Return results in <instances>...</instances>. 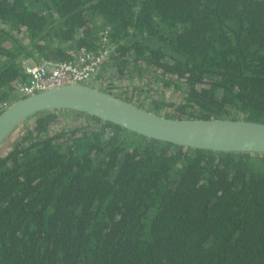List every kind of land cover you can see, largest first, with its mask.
Segmentation results:
<instances>
[{
    "label": "trees",
    "instance_id": "16d2710c",
    "mask_svg": "<svg viewBox=\"0 0 264 264\" xmlns=\"http://www.w3.org/2000/svg\"><path fill=\"white\" fill-rule=\"evenodd\" d=\"M82 46L110 48L119 73L143 61L183 77L174 117L264 121V0H0V112L25 95L26 64ZM62 115L86 121L48 133ZM22 124L0 148V264H264V152L71 108Z\"/></svg>",
    "mask_w": 264,
    "mask_h": 264
},
{
    "label": "water",
    "instance_id": "95a60500",
    "mask_svg": "<svg viewBox=\"0 0 264 264\" xmlns=\"http://www.w3.org/2000/svg\"><path fill=\"white\" fill-rule=\"evenodd\" d=\"M47 108L77 109L128 130L188 147L264 152V121L166 116L78 82L50 85L9 103L0 112V146L25 118Z\"/></svg>",
    "mask_w": 264,
    "mask_h": 264
},
{
    "label": "rangeland",
    "instance_id": "374dc122",
    "mask_svg": "<svg viewBox=\"0 0 264 264\" xmlns=\"http://www.w3.org/2000/svg\"><path fill=\"white\" fill-rule=\"evenodd\" d=\"M88 84L124 100H129L130 103L137 104L150 111H157V113L166 116H173L174 113L172 106L164 103L181 101L186 94L187 87L183 77H177L176 74L170 72L162 73L143 61L135 66L129 63L122 73H119L116 61L112 58ZM155 104H157V108ZM32 119L29 121H32ZM60 119L49 126L48 133H55L60 129H70L74 124L86 121V119L80 117L71 120L68 115H62ZM24 125L21 122L16 126L2 143V145L6 143L5 146L1 145L0 148L10 146L13 139L22 134Z\"/></svg>",
    "mask_w": 264,
    "mask_h": 264
},
{
    "label": "built area",
    "instance_id": "2783aa9c",
    "mask_svg": "<svg viewBox=\"0 0 264 264\" xmlns=\"http://www.w3.org/2000/svg\"><path fill=\"white\" fill-rule=\"evenodd\" d=\"M106 37H103L104 43ZM111 57V49L102 46L91 51L80 47L74 57L64 60L40 59L26 64L28 78L17 84V93L28 94L36 90L66 82L88 84Z\"/></svg>",
    "mask_w": 264,
    "mask_h": 264
},
{
    "label": "crops",
    "instance_id": "0c3cea01",
    "mask_svg": "<svg viewBox=\"0 0 264 264\" xmlns=\"http://www.w3.org/2000/svg\"><path fill=\"white\" fill-rule=\"evenodd\" d=\"M102 68H103V67H101V68L99 69L98 73H97L95 76H97V75L100 73V71H101ZM102 72H104V70H102Z\"/></svg>",
    "mask_w": 264,
    "mask_h": 264
}]
</instances>
